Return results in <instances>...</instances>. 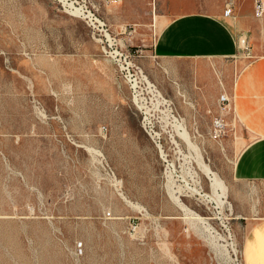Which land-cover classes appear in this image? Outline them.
<instances>
[{"label": "rangeland", "instance_id": "rangeland-1", "mask_svg": "<svg viewBox=\"0 0 264 264\" xmlns=\"http://www.w3.org/2000/svg\"><path fill=\"white\" fill-rule=\"evenodd\" d=\"M225 2L0 0V264H264L233 180L242 54L159 49L171 21Z\"/></svg>", "mask_w": 264, "mask_h": 264}, {"label": "crops", "instance_id": "crops-1", "mask_svg": "<svg viewBox=\"0 0 264 264\" xmlns=\"http://www.w3.org/2000/svg\"><path fill=\"white\" fill-rule=\"evenodd\" d=\"M237 6L235 0L232 16H182L171 21L167 25L169 30L165 41L172 44L166 47L167 43L163 41L159 49L165 57L175 55L195 59L197 65L204 58L234 59L237 54H242L240 71L235 79L229 73L227 82L232 108L250 141L236 160L233 180L248 184V191L240 192L239 201L247 204L245 209L253 214L250 217L262 221L257 227L264 236V16H257L255 0L250 15L242 16ZM240 36H247L248 56L239 44ZM249 190L256 200L249 197ZM250 202L254 203L252 207Z\"/></svg>", "mask_w": 264, "mask_h": 264}, {"label": "built area", "instance_id": "built-area-1", "mask_svg": "<svg viewBox=\"0 0 264 264\" xmlns=\"http://www.w3.org/2000/svg\"><path fill=\"white\" fill-rule=\"evenodd\" d=\"M235 7V0H228L225 4V15L226 16H232L233 10ZM255 11L259 18L264 16V0H255ZM239 44L242 47L243 52L246 56L249 55L250 48L248 45V39L247 36H240L239 37ZM228 100V99H227ZM225 120L223 118H217L214 121V133L215 137L219 138L224 133L225 127H226Z\"/></svg>", "mask_w": 264, "mask_h": 264}, {"label": "bare ground", "instance_id": "bare-ground-1", "mask_svg": "<svg viewBox=\"0 0 264 264\" xmlns=\"http://www.w3.org/2000/svg\"><path fill=\"white\" fill-rule=\"evenodd\" d=\"M185 132V131H184ZM179 137H181V138H183L184 140H187L188 141V136L185 134V133H183V134H180L179 135ZM189 142V141H188ZM172 143L175 145V146H179V143H178V141L173 137V141H172ZM188 144V143H187ZM190 147V146H189ZM196 149V148H195ZM202 163V162H201ZM200 163V164H201ZM203 164V163H202ZM202 164H201V166H202ZM203 167H204V165H203ZM203 170V169H202ZM205 172L207 173L206 175H208V177H210L211 178V180L212 181H210V182H212V186L215 188V187H217V189H218V187L220 188V189H222V194H226V188L224 187V184L222 183V181H220L219 179H218V177H217V175L215 174V173H213V172H211L210 171V169H209V167L208 168H205ZM204 172V173H205ZM211 186V187H212ZM193 190V189H192ZM195 190V189H194ZM173 191V190H172ZM171 191V192H172ZM217 191V190H216ZM220 191V190H219ZM173 193L174 192H172L170 195H172L173 196V198H175L177 201L179 200L178 199V197H174V195H173ZM194 193H195V191H194ZM197 193V192H196ZM199 193V192H198ZM217 193V192H216ZM217 195V196H224V195ZM200 195V194H199ZM216 195H215V197H216ZM171 196V197H172ZM179 196V195H178ZM207 197V196H206ZM225 197V196H224ZM174 199V200H175ZM221 199H219V201H220ZM218 201V202H219ZM221 203V202H220ZM219 203V204H220ZM180 204V203H179ZM182 204V203H181ZM222 205V204H221ZM181 206V205H180ZM184 206V205H183ZM183 206H181L182 208H184V210L186 211V209H185V206L183 207ZM188 210V209H187ZM186 212H188V211H186ZM193 214V213H192ZM196 215V214H195ZM197 216V215H196Z\"/></svg>", "mask_w": 264, "mask_h": 264}]
</instances>
